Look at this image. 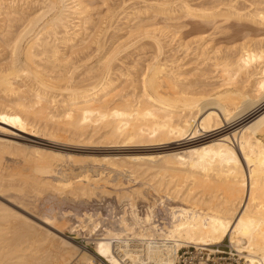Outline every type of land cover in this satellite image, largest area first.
Wrapping results in <instances>:
<instances>
[{"label":"bare ground","instance_id":"bare-ground-1","mask_svg":"<svg viewBox=\"0 0 264 264\" xmlns=\"http://www.w3.org/2000/svg\"><path fill=\"white\" fill-rule=\"evenodd\" d=\"M109 1L111 2V0H30L33 2V8L36 3L39 9L31 10L32 6H29L31 11L27 13V10L23 13L20 10L26 7L22 5L17 7L19 0H0V53L5 52L9 56L8 65L4 66L5 68L2 67L3 69L0 68V93L10 98V102L5 107L11 111L10 119L13 120L8 119L12 127L16 125L21 128L35 129L36 123H33L42 122L45 126L50 124L49 127L51 125V127H61L64 133H67L66 131L69 133L71 130L69 134L75 132L77 136L82 135L83 130L84 134L88 128L102 132V129L110 127V129L106 128L108 130L104 129L106 131L102 135L104 137L107 134L109 138H113L114 145L120 143L118 147L124 148L127 147L126 144L141 142L143 139V142L162 143L168 140L170 143L164 150L157 151V154L131 155L126 158L111 155L80 160V162L92 164L91 169L88 170L94 173L97 171V175L91 174V176L86 173V166L81 167L82 172H78L79 174L73 173L71 176L69 172V174L66 173L65 163L76 162V159L70 156L71 154L46 152L37 147H31L26 153L23 152V157L34 162L33 172L40 174L39 177L41 175L48 177L47 182L49 180L51 188L59 194L67 191V194L77 196L93 194L95 196L97 192L108 195L109 191L105 187L110 185L116 190L113 191L117 199L126 201L130 209H133L134 199L137 196L140 197L142 189L137 186L130 187L129 182L135 184V174L136 176L143 174L146 177L141 179L142 187L146 189L144 191H151L149 194L155 195L160 205L164 203V198L177 199L179 202L178 205L171 207L172 212L168 222L156 223L148 213L143 214L142 217L132 213L131 217L135 226H131L121 214L118 220L119 227L103 228L91 251H86L82 247L77 256L78 259L76 255H73V259H76L75 262L72 261L73 264H92L94 259L98 264H150L151 261V264H174L171 254L179 247L192 245L196 249L217 253L219 250L211 246H216L225 238L228 241V247L230 246L237 255H241L246 264H264V31L261 30L263 33L258 36H254L256 34H253V31L251 33L253 35L246 31L250 30L249 26L256 30L264 28V0H245L252 9L246 5L238 6V0H214L212 5L208 3L204 5L193 0H144L143 7H139L138 10L135 8L134 14L127 19L129 24L126 31L129 37L123 40L118 37L116 42L111 43L112 48L102 51L105 48L102 37L106 29L109 26L112 27L115 21L111 23L112 20H110L112 26L107 21L103 22L108 27L104 25L100 29L97 25L100 23L101 12L94 18L90 11L92 6H103ZM15 3L16 6H14ZM121 4L124 6L125 3H120L118 8L122 7ZM112 11L113 16L115 12ZM110 15L109 12L108 17ZM156 15L163 17V27H153L156 24L154 23L157 19ZM186 18L206 21L192 23V21H184ZM215 19L218 20L214 21ZM132 21L137 22L131 24ZM234 22L236 26L232 24ZM206 25L209 27H205ZM96 26L100 32H105L99 40L93 41L95 34L99 33H96L97 30L92 32ZM204 28H209L210 32L204 31ZM198 29L202 31L196 33ZM119 30L120 28H117L113 31ZM155 31L160 33V36H166L167 32H172L171 36L180 33V36L181 34L196 35L197 38L200 35L199 39H206L204 41L208 42V45L216 37L219 38L218 36L232 39V36L239 32L245 33V36L239 33L240 38L243 36L244 38L252 36V38L240 39L242 42L238 45L236 43L234 50L213 46L212 43V46H209L211 54L208 52L204 61L201 62L207 67L206 70L204 66L197 64L204 67L199 68L195 64L196 66L192 69L200 71H197V74L193 70L194 75L190 73L191 77L197 78V75L198 79L188 81L186 80L190 75L188 74L185 77L186 81H183L182 69L178 67L181 68L185 64H179V59L172 60L170 63L163 58L160 60L159 56L164 52L162 40L165 38L154 33ZM113 34L112 32L111 37ZM140 35L150 38L154 50L151 53L155 54L151 55V62L147 60L143 68H139L137 77L134 78L138 84L137 92L130 94V99L127 98L128 95L125 96L126 99L122 96L118 98L119 94H123L119 91L120 81L118 83L116 81L119 73H115L117 77L112 75L114 79L109 75L115 72L113 70L118 71L116 61L127 57L122 56V53L131 49L129 42L134 36ZM194 36L191 37L194 38ZM77 38L78 41L75 44L74 40ZM168 39L173 41V37ZM195 39L191 38L192 43ZM199 39L194 42V45ZM138 42L136 40L135 43ZM89 43L92 45L94 43V47L91 45L92 48H89ZM60 45L67 46L69 56L76 55V60L67 61L68 59L59 58L63 55H60L61 51L59 52ZM143 46V43L139 44V48H144ZM85 48L87 50L84 53L79 51ZM199 48L201 46L195 47L190 52L197 54ZM229 51L232 54H228ZM100 53L103 55L94 60V64L89 62V65H92L88 66L89 68L85 67L86 72L95 68L92 71L96 70V72L93 76L91 74V78L95 77V80L85 82L86 85L83 83V86L82 80L85 81V79L81 81L76 79L78 82H75L73 71L80 66L79 62L90 60ZM138 59H135V64ZM198 59H200L199 56ZM169 64H175V66L169 67ZM48 71H52L53 74H49ZM122 73L121 76L124 75ZM180 75L182 78H179ZM23 78L31 82V88H27L28 83L25 84V82H22V86H18L21 83L15 84V79L23 80ZM120 78L122 77H118ZM196 81L199 89L201 86L203 90L204 86L210 87L206 89V92L204 91L205 93L201 92L202 89L198 91V93H204L199 98L192 95V92H187L189 88L196 85ZM192 88L194 90V87ZM52 92L57 93L53 95ZM117 94L118 100L116 99L117 102H115L114 98ZM120 99L121 101L118 102ZM5 114L1 106L0 119L3 120ZM51 131L48 133L50 134ZM49 134L47 135L50 136ZM108 140L111 142V139ZM20 148L21 146L17 143L0 136L1 155L4 152H22ZM95 164L102 170L99 171L97 167H94ZM118 177H123L125 184L129 183V186H119L123 183H117ZM115 179L117 180L114 183L110 182ZM39 180L46 181V179ZM12 184L11 182L10 185ZM198 185L204 190H199ZM84 216H87L93 224L91 231L101 228L99 221L93 220L90 213H84ZM8 217L9 215L4 211L0 214L1 221L7 220ZM77 218L79 224L76 227L83 228L85 219ZM0 234H2L1 231ZM59 238L64 245L74 247L67 240ZM0 240H2L1 235ZM11 251H7L0 241V264L28 263L23 261L24 253L21 250L19 252L16 250L15 254ZM70 253L60 254L53 264H70L72 260V253Z\"/></svg>","mask_w":264,"mask_h":264},{"label":"rangeland","instance_id":"rangeland-1","mask_svg":"<svg viewBox=\"0 0 264 264\" xmlns=\"http://www.w3.org/2000/svg\"><path fill=\"white\" fill-rule=\"evenodd\" d=\"M28 1L30 2V0H25V2L23 3V0L22 1L19 0L20 3L19 2L17 3V7L22 5V6L26 7V8L25 9L22 8V10H20V9H17L15 7V9L20 10L23 13H26V11L28 10L27 11V13H28L29 11L36 10L39 7L35 3L34 4V8H33V6H32L33 2H30V4H28L29 3ZM112 1H113V3H112ZM141 1H143V2L141 3ZM148 1H150V0H148ZM193 1H195V2L197 1V3H203L204 5H208V4L212 5V2L214 0H193ZM136 2H138V3H136ZM238 2H239L238 6H240V5L248 6V1L238 0ZM26 3H27L28 6L26 5ZM108 3L110 5H108ZM114 3H116V4H114ZM118 3L119 4L120 3H123V4L125 3V4H124V6L121 4L122 7L118 8L120 6ZM206 3H208V4H206ZM106 4H104L103 6L94 5V6H92L91 11H90V14L92 13L91 15L94 18L97 17V15H98L97 13L101 12L100 14L102 16L100 17V21H99L100 23H103V22L106 23V21H107L108 24L111 25V23H113L114 21L116 22V23L114 22L112 24L113 26L111 25L112 27H110V26L108 27L104 23L100 24L98 22L99 25H97V26L98 27L100 26V29L104 25H105L106 28L108 27L107 29L104 27L106 29L107 33L105 31H103V30H102L103 32H100V29H97V26L95 27L94 30H92V32H95L96 30H97L96 33L99 32L98 34H95V36H94L95 39L93 38V41L99 40L100 37H102V34L105 32V35L103 34L104 36L102 37V38H104L102 42L105 44L104 45L105 48L102 51H104L105 49L109 50V48H112L111 45L113 44V42H116L118 37H119V39L122 38L121 40L129 37V34L126 31L128 29L127 24H129L127 22V19L130 16H132V14H134L135 8L138 10V9H140L139 7H143L144 0H131V1L130 0H126V1L125 0L124 1L123 0H111V2L109 1ZM139 4L140 5L142 4V6H140ZM105 5H106V7H105ZM14 6H16V3L14 4ZM29 6H32L31 10H29V8H28ZM112 6H113V9L116 8L115 9L116 11L113 10V9H112L113 11L111 10ZM114 6H115V8H114ZM137 6H138V8H137ZM106 8H107V10H106ZM248 8H249V6H248ZM117 9H119V10H117ZM249 9H252V7L249 8ZM95 10H96V12H95ZM106 11H107V13H106ZM111 11L115 12V14H113L114 17L112 16ZM109 12H110L111 15L108 17ZM105 16H106V18H105ZM107 18H111V19H108L109 20L108 21ZM156 18H157L155 20L156 22L154 21V23H156V24L153 27H155V26H156L155 28H160V26L163 27V25H164L163 17L160 16V15H156ZM110 20H112L111 23H110ZM199 20L200 21L194 20L192 18H186V20L184 19V21H192V23H193V21L196 22V23H198V22L201 23V21H206V20H202V19H199ZM217 20L215 19L214 21H217ZM135 22H137V21H132L131 24L135 23ZM118 23H119V25H118ZM232 24L235 25L236 22H234ZM114 25H116L117 27L114 26ZM205 27H209V26L206 25ZM249 27H250V30L249 29L246 30L247 33L251 34L252 31H253V34H256L254 36H258V34L263 33L262 31H264V28H260L259 29L260 32H259V30H256L254 27H252V26H249ZM117 28H120V30L123 31V33L120 30L118 32H114L113 31V30H115ZM236 28H238V26ZM110 29L115 34V35L113 34V36H116V37H113V36L111 37L112 32H111ZM124 30H125V32H124ZM200 30L202 31V29H200ZM200 30L198 29L196 31V33L199 32ZM203 30L204 31L206 30V31L210 32L209 28H206V29L204 28ZM254 30H256L257 33ZM108 31L111 33L110 35H109ZM164 31H168V30L164 29ZM246 31H244V32H246ZM154 33H157V31H155ZM167 33H166V36L165 35H161L160 36V33H157L160 37L163 36L162 38H165V39L162 40V42L164 43V52H166V53L163 52V54H161V56H159V58H160V60H162V58H163V60L166 61L167 63H170L172 60H178L179 59V61H178L179 64H183L184 63L185 65L189 66V67H187V66L184 65L181 68L178 67L180 70L182 69L181 75L184 78L183 81H186V80L195 81L196 79H198V76L196 74L195 75H196L197 78L194 77L195 78L194 79L193 77H191V73L190 72H192V75H194L193 73L196 70H194L192 68H194L197 64H200V65L205 67V65L201 64V62L204 61L203 59L205 58L206 54H208V52H209V54H211L210 53L211 52L210 51L211 47H209V46L212 43H213L212 44L213 46L217 45V46H221L222 48H229V49L233 48L232 50H234V46L236 45V43H237V45L239 43H241L243 38H244V36H245V33H243V32H239V33H243L244 36L240 35V36H243V38H240L238 36L239 33L237 35L232 36V39L230 37L227 38L226 36H224L223 38L218 36L219 38L216 37L214 39L215 42L212 40L213 42L211 41V44L208 45V42L207 43L205 42L206 39H202V40L199 39L201 37L200 35H198L197 38H196V35L195 36L191 35V36H194V38H193L191 36H185V35L183 36V34H181V36H180V33L178 35H175V36H171L172 32H167ZM208 34H210V33H208ZM253 34H251V35H253ZM141 36H143V35L134 36L135 38L133 37V40H131L129 42V44H128L130 46L129 48H131V49L127 50L129 53L127 51L125 53L121 52L123 54V55L121 54L122 56H127V57L123 58L121 56L122 58L120 60L116 61L117 62L116 63V65H117L116 68L119 67L118 71L117 70H113V71H115V72L112 71L114 74L111 73L109 75V76H112V75L115 76L116 75L115 73H117V74L119 73L118 77H122V78L118 79V77L115 76V77H117V79H116L117 83L120 81L119 82L120 83L119 84L120 88L118 87L120 89L119 91L121 93H123V94H119V91H118L119 96H118V94L116 95V97L114 98L115 102H117L116 99L118 100V98L121 97V96H122V98H125V96L128 95L127 98L130 99L131 96H129V95L130 94L133 95L134 93L137 92L138 84H136V82L134 81V78L137 77L136 75L138 74V72L140 70L139 68H141V67L143 68V66L148 61L151 60V55L155 54V53H151V52H154V50H153V46H152L150 38H144L145 36H143V38H142ZM168 36L169 37H173V41L172 42H171L170 39H168L169 38ZM177 36H180V37H178L179 39L177 38ZM235 36H236V38L239 37L237 39V41H236ZM138 37L140 38V40H139ZM146 37H148V36H146ZM186 37H187V39H186ZM250 37L252 38V36H250ZM250 37L247 36V38L246 37L245 38L246 39H250ZM191 38L192 39L196 38L195 41L197 39H199L200 42H198L199 41L198 40L197 41L198 43L196 42L197 44L195 43V45H196L195 46L194 45L195 41H193V43H192ZM234 38H235V40H233ZM245 38H244V40H245ZM220 39H221V42H220ZM227 39H228V41H227ZM240 39H242V40H240ZM109 40H110V44H109ZM136 40H137V42L139 40V42L135 43ZM216 40L219 41V42H217ZM222 40H223V42H222ZM229 40H231L232 43ZM77 41H78V38L76 40H74V43L76 44ZM133 41H134V43H131ZM177 41H179V42H177ZM188 42H190V43H188ZM141 43L144 44V46H143L144 48H142V47L139 48V44H141ZM183 43H184V45L188 44L189 47L188 46H184ZM204 43H206L207 46ZM132 44H134V46ZM180 44H182V45H180ZM91 45H92V43L91 44L89 43V45H88L89 48L94 47V43H93L92 47H91ZM131 46H133V47H131ZM197 46L198 47L201 46L202 49L199 48L201 51H199V49H198L197 54H193L194 52L193 53L190 52ZM150 48H152V49H150ZM144 49H146V50H144ZM207 49H209V51ZM86 50H87V48L81 49V50L79 49V51H82V53H84V51H86ZM130 50H131V52H130ZM59 52H60V55L63 54L62 56L59 57V58L62 57L61 59H64V60L68 59L67 61H75L76 60V57H75L76 55L72 56L73 55L72 54V55H70L71 57L69 56V49L65 45L64 46L63 45L59 46ZM204 52H206V53H204ZM5 54H6L5 52H1L0 53V65H1L0 68L8 65V60H9L8 57L9 56L7 54L6 55ZM228 54H232V52L230 53V51H229ZM101 55H103V53L97 54V56H94L92 59L86 60L85 62L84 61L79 62L80 64L79 63L78 64L80 66L78 68H76V70H74L75 72L73 71V74H74V77H75L74 81L78 82V81H81L82 79H85V81L82 80L83 81L82 82V86H83V83H85V82L88 83V81L92 82L93 80H95V77L91 78V74L93 76V74L96 72V70H95V72L92 71L95 68L90 70L89 72H86V68L88 66H91L92 64H94V60L96 61ZM193 55H194V57H193ZM136 56L139 57V59L141 61ZM145 56H147V57L145 58ZM183 56H184V58H182ZM198 56L200 57V59H198ZM72 58H74V60H72ZM135 59H138L136 64H135V61H136ZM144 59H146V60H144ZM121 60L123 62L120 63ZM89 62L92 63V64L89 65ZM81 63H84V64H81ZM118 64H119V66H118ZM170 66H175V64H173V65L169 64V67ZM202 66L197 65V67H199V68H204ZM126 67H127V69H126ZM185 67H187L188 69L185 68ZM206 68L207 67H205L204 70H206ZM179 69H175V70H179ZM123 70H124V72H123ZM193 70H194V72H193ZM84 71L86 72V74H85ZM197 71H200V70L198 69ZM197 71L195 73L198 74ZM122 72L124 73V75L121 76L120 74ZM125 72H127V73H125ZM48 73L49 74L50 73L53 74L52 71L51 72L48 71ZM80 73H82V74H80ZM188 74H190V75H188ZM126 75H127V77H126ZM181 75L179 76V78H182ZM187 75L189 77H191V78L187 77ZM114 76H112L110 78L114 79L113 78ZM175 76L178 77V75H175ZM185 77H187L188 79L185 80ZM86 78H90V79H86ZM76 79L77 80L79 79V80L77 81ZM200 81H202V80H200ZM14 82H15V84L16 83H21L19 85L17 84L18 86H22V82H25V84L28 83V85L30 87H28V85H27L26 86L27 88H31V85H32L31 82L29 80H27L26 78H23V80L22 79H18V80L15 79ZM86 83L84 85H86ZM127 84L129 86H127ZM133 84H135L136 86L133 85ZM197 84H198V82L196 81V85L192 86V87H194V90L191 87V89L189 88L190 90L188 89L187 92L188 93L192 92L191 93L192 95H194L196 98H199L200 96H203L204 93L207 91L206 89H209L210 87L204 86L205 89L203 90L202 89L203 86H201L200 89H199V88H197ZM199 84H200V82H199ZM79 85H81V83ZM22 88H24V87H22ZM32 88H33V86H32ZM132 88H134V89L136 88L135 91H134V89L132 90ZM201 89H202V91H201ZM191 90H193V91H191ZM19 91H21V90H19ZM131 91H132V93H131ZM195 91H197V92H195ZM198 91H201V92L205 91V92L204 93H201V92L198 93ZM56 93L57 92H52L53 95L56 94ZM196 93H198V95ZM48 94H50V92H48ZM5 96H6L5 94L0 93V105L2 106V109L4 110V112H6L3 120H2V118L0 119V126H1L0 130H3V131H0V136H2L3 138L6 137V139H8L10 141H13L14 143H17L19 146H21L20 149L23 150L22 152L21 151H11L9 153L8 152L7 153L4 152V153H2L3 156L0 154L1 155L0 156V158H1L0 159V182H1L0 183V204H1L0 205L1 206L0 207L1 208L0 214L3 213V211H4V213L9 215L7 220H2V221L0 220L2 222V223H0V229H1L0 231L2 233L0 235H1V239L3 240V241L2 240H0V241H1L2 245H5V249L7 251L8 250L11 251V249H13L11 252L13 254H15V253H17V252H19L21 250V252L24 253L23 261H25V262L28 261L29 264H47V263L48 264H51V263L53 264V263H55L58 260L60 254H63L65 252L69 254V252H71L72 254L71 253L70 254H71V259L72 260H70L71 261L70 264H73V262H75L76 259H78L77 256H78V254H79V252H80L82 247L84 249H86V251L87 250L91 251V249L94 247L93 244H94L96 238L99 237V234L102 232L103 228L111 227V228L116 229V228L119 227V223H118L119 221L118 220H119V216L121 214L124 215V218L126 219V222L128 221V224H131V226H133V225L135 226V224L133 223L134 221H133V219L131 217L132 213L137 214L140 217H142L146 213H148L149 215L152 216L153 220L156 223L158 221L168 222V219L170 218L171 212H172L171 211V207H174V206L178 205L179 202L177 201V199L173 200V199H170V198H167V199L164 198V203L160 205V202L157 200V197L155 195H153V194L152 195L149 194L151 191L150 192L144 191L145 188L143 189L142 181H141V179H143L142 177H145V175H143V174H142L143 176L142 175L138 176L139 174L136 176V174H135V176H134L136 178L135 184L132 183V182H129L130 183V187L137 186V187H139V189H142L141 190V194L144 195V196L143 195L141 196V194H140L139 195L140 197L137 196L134 199L135 202H134L133 209H130V207L127 205L126 201L117 199V196L114 195V191H116V190L110 185H107L106 186L107 188L105 187V189L109 191L108 195L107 194L106 195L105 194L101 195V193L97 192V194H95V196H94V194L93 195H89V196H86V195L85 196H77L76 194H67L66 193L67 191H65V193L59 194L58 191L54 190V188H51V186H50L51 184L49 183V180L47 182L48 177L45 178L46 177L45 175H43V177L45 176L44 178L42 177V175H41V177H39L40 174H38L36 172H33L34 171L33 170V163L34 162H32L30 160H27L29 158L23 157L24 153H26L29 150V148H31V147L32 148H34V147L41 148L42 150H45L46 152H57V153L59 152L60 154H67V155L71 154L70 156H73V158L76 159L77 163L76 162L75 163H67L66 162L65 166H64L65 169L67 168L65 170V171H67L66 173L67 174L70 173L71 176H72L73 173L74 174H79L80 172H82L81 169L86 166V168H87V172L86 173H88L91 176V174H96L97 171L94 173L93 171L88 170L89 168L91 169L92 164L89 163V162H84V161L80 162V160L81 161L82 160H87L90 157H91L90 159L96 158V157L97 158H101L103 156L109 157L111 155H115V156H119L120 155V156H123L124 158H126L127 156H131V155H145V154L148 155V154H154V153L157 154L159 151L164 150L165 147H167L170 144L168 142V140H166L168 142V144H167L166 141H164L162 143L160 142L161 143L160 144L158 141L157 142H149V141L146 140L147 142H145V141L143 142V140H144L143 139V140H141V142H134V143H131V144H126L127 147L122 148V147H118L120 143H117L115 145L112 144V140H114V139L113 138H109V136L107 134L104 135V137H103L102 133H104L106 130L110 129V127H106L108 129L104 128L106 130L102 129V132H101V130L100 131L98 130L99 131L98 132L97 130L94 131V130L88 128L84 132L85 135L83 134V131H84L83 130L82 131V135L77 136V134L75 135V132H74V134L72 132L73 135L69 134L71 132V130H70L69 133H68V131H66L67 133H64L65 131L63 132V130H62L63 128L61 129V127H55V126L51 127L52 125L49 127L50 124H46V126H45V125H42L43 124L42 122H34L33 124L36 123V125H34L35 129L34 128L33 129H29L28 127H26L27 131H25L26 128H21L19 126L17 127L16 125H13L14 127H12V125H10L11 123L9 121L11 120L10 119V115H11L10 112L11 111L8 109V107H5V105H8V103L10 102V98H8L7 96L5 97ZM117 96H118V98H117ZM120 101H121V99L118 102H120ZM47 126H48V128H47ZM99 129H101V128H99ZM49 131L54 132V133L50 132V134H49L48 133ZM32 132H34V133H32ZM77 132L80 133L79 131H76V133ZM93 132H94V134H92ZM32 134H34V135H32ZM47 134H49L50 136H48ZM90 134H92V135H90ZM95 134H96V136H95ZM40 136H41V138H40ZM88 136H89V138H88ZM106 136L108 138H106ZM90 137H91V139H90ZM108 139H111V142ZM163 143H165V144H163ZM126 145H124V146H126ZM163 146H164V148H163ZM15 152H16V154H15ZM20 153H22L23 155H21ZM43 158L45 159L46 157H43ZM22 159H23V161H22ZM77 159H78V161H77ZM25 160H27V161H25ZM28 161H29L30 164L28 163ZM28 164H29V166H27ZM94 167H97V169L99 171L102 170L99 165L95 164ZM31 173H33V174H31ZM34 173H36L37 176H36V174L34 175ZM94 176H93V178H95ZM35 178H36L37 182L35 181ZM118 178H119L118 180L115 179V180H112L110 182L114 183L117 180V183H120V182L123 183L122 185H119V186H129L128 185L129 183L125 184V182H124L125 179H123V177H118ZM39 179H41V180L46 179V181H43V182L41 181L40 182ZM11 182L13 183L12 185H10ZM33 182H36V183H33ZM45 182H47V183H45ZM38 184L40 186H38ZM202 185L203 184H201V186ZM15 186H17V187H15ZM201 186L198 187L199 190H202V189L204 190V188H205L204 185H203L204 188L202 187V189H200ZM43 187H45V188H43ZM196 190H198V189H196ZM110 192H111V194H110ZM146 200H147V202H146ZM2 207H3V210H2ZM125 210H126V212H125ZM11 213H12V215H11ZM84 213H90V216H91V218L93 220H96V222L99 221V224H100L99 226H101V228L99 227L96 230L92 229V231H91V228H92L91 225H93V224H92V222L89 221L87 216H84ZM13 216L16 217V218H14ZM77 217H83L86 220V221L84 220L83 224H85V226L83 228L76 227V225L79 224V222H78L79 219ZM8 220H9L10 223L8 222ZM6 235H8V236H6ZM59 237L67 240L71 245H74V247H72L70 245H64ZM6 242H9V243H6ZM217 245H219V249H221V250L227 251L228 248L232 250V248L230 246L228 247V241H227L226 238L223 239V241L221 243L217 244ZM211 247H214V246H211ZM76 248H78V249H76ZM16 250H17V252H16ZM205 251H207V250H205ZM73 255L74 256L76 255L75 257H77L75 260L73 259V257H74ZM95 260L96 259H94L92 261V264H98L97 260L96 261Z\"/></svg>","mask_w":264,"mask_h":264},{"label":"built area","instance_id":"built-area-1","mask_svg":"<svg viewBox=\"0 0 264 264\" xmlns=\"http://www.w3.org/2000/svg\"><path fill=\"white\" fill-rule=\"evenodd\" d=\"M214 248L219 252L203 251L192 245L182 246L172 252L171 258L174 264H199L200 262L204 264H246L244 258L237 255L233 249L221 250L219 245Z\"/></svg>","mask_w":264,"mask_h":264}]
</instances>
